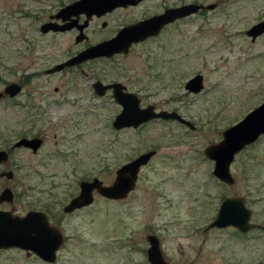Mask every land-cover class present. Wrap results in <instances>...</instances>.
<instances>
[{
    "label": "rangeland",
    "instance_id": "obj_1",
    "mask_svg": "<svg viewBox=\"0 0 264 264\" xmlns=\"http://www.w3.org/2000/svg\"><path fill=\"white\" fill-rule=\"evenodd\" d=\"M59 1L0 0V92L12 82L22 87L0 99V149L9 152L0 172L13 173L0 177V191L14 193L0 209L44 211L64 234L53 263L6 248L0 249V264H150V234L172 264L264 262V230L207 228L221 201L234 196L244 198L250 223L264 225V134L235 155L231 186L213 176V161L203 154L221 140L223 129L264 100V33L254 40L245 34L264 20V0H169L216 7L171 23L119 56L46 74L80 49L70 32L39 29ZM158 6L149 1L117 10L110 21L140 20ZM195 74L203 86L193 93L184 83ZM96 79L120 82L138 94L141 107L176 111L194 127L154 119L117 130L111 122L121 107L109 92H94ZM22 136H37L42 145L36 152L11 149ZM151 149L156 153L126 197L96 194L91 205L63 213L80 180L97 177L109 184L120 165Z\"/></svg>",
    "mask_w": 264,
    "mask_h": 264
},
{
    "label": "water",
    "instance_id": "obj_2",
    "mask_svg": "<svg viewBox=\"0 0 264 264\" xmlns=\"http://www.w3.org/2000/svg\"><path fill=\"white\" fill-rule=\"evenodd\" d=\"M140 0H78L60 10L61 12L72 10L79 7L82 11H97L95 4L103 5V9H111L114 6L134 4ZM216 3L207 5L212 9ZM201 5L188 3L179 7L167 9L163 14L152 16L132 25L122 28L111 41L101 42L79 52L78 54L66 59L65 61L54 64L44 72L51 74L59 72L64 68L80 64L100 56H112L114 53H126L132 43H136L148 36L154 35L167 22L177 18L184 17L195 13ZM51 24H42L40 31L45 33L49 30ZM60 27L59 29H63ZM54 30L57 28L53 27ZM264 33V20L251 25L245 34L254 40ZM202 76L196 74L189 78L184 88L189 92H199L202 89ZM21 85L15 82L9 83L4 87L0 96L7 94L14 97L21 91ZM111 88L112 96L121 106L118 114L115 115L112 126L119 130L124 128H137L149 120L171 119L185 124L190 128L194 126L176 111L159 110L156 111L153 105L146 107L140 106L139 97L130 91L120 82L103 85L97 80L93 83L94 92L101 96L105 90ZM264 134V100L255 108L247 112L238 122L228 126L221 131V140L211 143L203 150L206 158L213 161L212 174L219 181L231 186L234 178L230 172V165L237 153L246 146L254 143L261 135ZM41 145V139L38 137H22L16 140L13 147L23 146L36 152ZM156 153L155 149L147 150L140 153L132 160L120 165L115 170L114 180L109 184H104L102 180L93 177L91 180L82 179L78 186V193L71 197L63 205L64 213H71L77 209L91 205L95 195L100 197L118 200L126 197L134 188L140 168L147 164L150 158ZM8 160V152L0 149V164ZM11 179L12 171H3L0 177ZM14 199L13 192L10 188L5 187L0 192V203H12ZM251 211L245 205L243 197H225L217 210L214 219L207 225V228H223L233 226L238 231L245 233L253 227L264 230V225L250 223ZM149 246L146 249V257L150 264H172L167 260L160 249L158 238L153 235H147ZM63 242V236L56 226L49 224L46 215L42 211L29 210L24 215L14 214L11 210H0V249L16 247L25 251L35 253L40 259L52 263L56 259V252ZM254 264H264L257 262Z\"/></svg>",
    "mask_w": 264,
    "mask_h": 264
},
{
    "label": "flooded vegetation",
    "instance_id": "obj_3",
    "mask_svg": "<svg viewBox=\"0 0 264 264\" xmlns=\"http://www.w3.org/2000/svg\"><path fill=\"white\" fill-rule=\"evenodd\" d=\"M76 1H78V0H61V1H59V3L56 5L57 7L54 9V12H52V10H50V12L47 13V19L44 20L40 24V26L42 24H44V23L45 24H51V27L49 28V30L47 32H52V33H57V32H66L67 33V32H70L73 35L72 37L74 39V43L77 46H79L80 49H78L75 52H73V54L69 55L68 58L78 54L79 52H81L84 49H86L88 47H91L93 45L99 44L101 42L111 41L113 38L116 37V35L119 33V31L122 28H124L126 26H129V25H132L134 23H137L139 21H142L144 19L150 18L152 16L161 15L167 9H170V8H173V7H179V6L188 4V3H196V4L201 5V7L195 13L190 14V15H193V14L200 13V12L204 13L207 10H213L216 7L215 6L212 9H208L206 7L207 5L212 4V3L202 4V3H198V2H188V3L187 2H182V3H178V4H173L172 5V4H170L169 0H140L137 3H134V4L118 5V6H114L111 9H107V10H104L103 9V5H101L100 3L99 4H95L94 7L96 8L97 11H93V12L82 11L79 7L73 8L72 10L65 11V12H61L60 11L63 8H65L67 6H70L71 4H73ZM149 1H157L158 5H159L158 9L156 11H153L149 16L142 17L140 20L135 19V21H130V22H127V23L122 24V25H116V26L112 25L113 22L110 21V15L112 13H114L115 11L129 9V8H135V7L139 6L142 3H146V2H149ZM49 6H50V9H52L53 6L51 4ZM190 15H187V16H184V17H180V18H177V19H175V20H173L171 22L165 23L164 25L161 26V28L157 31L156 34L148 36V37H146V39H143V40L138 41L136 43H132L128 50H130V48H132V46L134 44H137V43L143 42V41H145L147 39H151V38H155V37L159 36L171 23L178 22L182 18L188 17ZM53 27L57 28V30H54ZM60 27H64V28L63 29H59ZM94 27H95V29H94ZM121 54L122 53H114L112 56H109V57H107V56L95 57V58H92V59L87 60L85 62L87 63V62H90V61H93V60H99V59H111V58H113L115 56H119ZM80 64H82V63H80ZM80 64H76L74 66H77V65H80ZM69 68H65L63 70H67ZM97 80H99V79H96L95 81H97ZM93 83H94V81L91 84L92 87H93ZM111 83H113V82H111ZM111 83H103V84L104 85H108V84H111ZM185 83H186V81H185ZM112 91L113 90L110 89V88L106 89L104 94H103V96L106 93L109 92L111 97H112V99H113V101L116 103V100L112 96ZM4 95H6V94L1 95L0 99H2L4 97ZM6 96H8V95H6ZM9 98H11V97H9ZM148 105H152V104H148ZM22 137L31 138V137H27V136H22ZM22 137H20V138H22ZM35 137H37V136H35ZM41 145H42V139H41ZM19 147H23V146H19ZM12 148H13V146H11V149ZM23 148H26V147H23ZM27 149H30V148H27ZM4 150H6V149H4ZM6 151L8 152V150H6ZM8 156H9V152H8ZM1 172H3V171H1ZM13 195H14V193H13ZM3 203L6 204V202H3ZM7 204H11V203H7ZM0 210H8V209H0ZM30 210H34V209H30ZM78 210H80V209H78ZM78 210H75V211H78ZM27 211H29V210H27ZM38 211H41V210H38ZM75 211H73L71 213H64V212L63 213L64 214H72ZM42 212L46 215V218L48 219L49 224L52 225V226H56L60 230V228L57 225H54L52 222H50V220L48 218V215L44 211H42ZM14 214H17V213H14ZM212 228H215V227H212ZM254 228H258V227H254ZM259 229H261V228H259ZM61 233H62V231H61ZM62 236H63V242H64V234L63 233H62ZM16 249H19V248H16ZM19 250H22V249H19ZM23 251L26 254L35 255L34 253H32L30 251H25V250H23ZM56 254H57V252H56ZM35 256H37V255H35ZM40 260H42V259H40ZM42 261H44V260H42ZM44 262H46V261H44Z\"/></svg>",
    "mask_w": 264,
    "mask_h": 264
}]
</instances>
